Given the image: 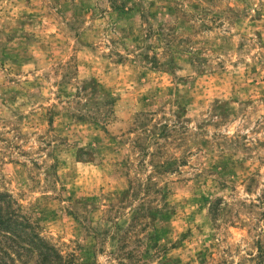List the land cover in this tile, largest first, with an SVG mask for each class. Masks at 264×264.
Here are the masks:
<instances>
[{
	"label": "rangeland",
	"instance_id": "374dc122",
	"mask_svg": "<svg viewBox=\"0 0 264 264\" xmlns=\"http://www.w3.org/2000/svg\"><path fill=\"white\" fill-rule=\"evenodd\" d=\"M1 193L65 264H264V0H0Z\"/></svg>",
	"mask_w": 264,
	"mask_h": 264
},
{
	"label": "trees",
	"instance_id": "16d2710c",
	"mask_svg": "<svg viewBox=\"0 0 264 264\" xmlns=\"http://www.w3.org/2000/svg\"><path fill=\"white\" fill-rule=\"evenodd\" d=\"M32 222L22 214L16 199L8 193L0 194V264H19L31 247L38 249L39 264H65L56 249L43 241Z\"/></svg>",
	"mask_w": 264,
	"mask_h": 264
}]
</instances>
